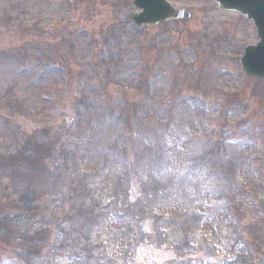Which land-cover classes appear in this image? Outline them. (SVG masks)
<instances>
[{
	"label": "rangeland",
	"instance_id": "1",
	"mask_svg": "<svg viewBox=\"0 0 264 264\" xmlns=\"http://www.w3.org/2000/svg\"><path fill=\"white\" fill-rule=\"evenodd\" d=\"M175 5L191 21L143 30L131 0H0V155L34 146L0 170V219L34 182L40 217L21 226H50L29 254L2 237L0 264H264V86L239 65L255 28ZM92 188L100 216L80 240L70 208ZM111 201L138 212L131 242L103 224Z\"/></svg>",
	"mask_w": 264,
	"mask_h": 264
},
{
	"label": "trees",
	"instance_id": "2",
	"mask_svg": "<svg viewBox=\"0 0 264 264\" xmlns=\"http://www.w3.org/2000/svg\"><path fill=\"white\" fill-rule=\"evenodd\" d=\"M147 67L148 65L145 66L144 71H146ZM140 85L144 86L143 84H140ZM31 141H32V138L29 137L26 140L25 144L21 148L16 150L17 152L1 154L0 155V170L6 171V167H9V166L13 167L18 161H24V164H27L25 162L27 159L25 157V154H27L28 151L32 147H34V146H31ZM40 145L41 147L39 149L41 148L45 149V152H46L44 153L45 157L42 158L41 156L37 158L36 160H34L33 164L37 163L36 166H38V169H40L37 171L39 173V175H37L38 182L39 184L43 185V189H45L44 191H46L47 189L50 190V186L45 185L46 184L45 182L49 181L50 176L54 175V173L50 171L49 167L46 165V161L49 159V157L50 158L54 157L55 151L52 145L49 146L48 148H46L48 144L44 143ZM31 187L33 188L32 189L27 188V190H22L21 192L18 193V196H19L18 200L20 199V201L18 202V200H16L14 203L15 210L18 209L17 214L14 217L7 216V217H4L3 219H0V241H2V237L4 236L13 237V240H17L18 243L25 244L26 248H23V251H22L24 254H29V248L31 247L30 246L31 243L38 244V243L44 242V240L46 239V235H47L45 230L46 228H50V226H48L47 224H43V227L35 230L32 233L31 232L32 229L28 228L29 226H26V225L21 226L26 221L30 222L31 218L32 219L34 218L36 220L40 217V209H42V207L39 205V201L41 200L42 197L39 198L40 200L38 201V194H36L37 191H40V190L39 188L35 186L34 182L31 184ZM93 191L97 192V190L92 188L91 191L85 194V196L84 195L80 196L81 200H79V198L76 199L75 197L74 204L70 208L69 214L73 215L74 220L79 222L78 228L80 231L78 234H74V235H76L77 237L79 236L80 240H82V235L84 231L87 230L86 228L87 227L92 228L91 221H93L94 219H97L100 216L97 213V206H96L98 204V200L96 199L97 195ZM90 198H91V201H89ZM143 199L146 200L148 198L143 197ZM112 200H113V197H112ZM111 204L115 205V202L111 201V203L108 204L109 208H107L104 211V214H107L106 218L102 217V221L104 222L103 223L104 225L105 223L111 224L110 230L111 231L113 230L112 232L114 233V235H110V238L115 241L122 240L124 243L131 242L132 239L134 238V235H133L134 226L132 223V217H134L135 213H138V212H132V213L127 214L126 216H119L121 218L120 219L117 216H114V214L116 213L110 209ZM151 213L147 212L149 216ZM70 215H67V216H70ZM115 217L119 220L113 219ZM65 220L67 223L69 221V218L66 217ZM102 221H99V222L101 223ZM11 222H13V225L16 224L14 229L11 228L12 227ZM121 223H124V227L116 231L113 226H118ZM38 224L39 222L34 223L35 226ZM88 232L90 233V230H88ZM80 245H82V243H80ZM175 249L177 252H180V253H183L186 250L184 247L180 248V245L175 246Z\"/></svg>",
	"mask_w": 264,
	"mask_h": 264
},
{
	"label": "water",
	"instance_id": "3",
	"mask_svg": "<svg viewBox=\"0 0 264 264\" xmlns=\"http://www.w3.org/2000/svg\"><path fill=\"white\" fill-rule=\"evenodd\" d=\"M218 4V10L239 13L247 21H252L256 27L259 43L248 46L240 65L247 78L264 80V0H213ZM134 4L143 12H134L130 20L137 27H154L168 20L189 19L187 11H178L166 0H134Z\"/></svg>",
	"mask_w": 264,
	"mask_h": 264
},
{
	"label": "flooded vegetation",
	"instance_id": "4",
	"mask_svg": "<svg viewBox=\"0 0 264 264\" xmlns=\"http://www.w3.org/2000/svg\"><path fill=\"white\" fill-rule=\"evenodd\" d=\"M167 1H169L170 3H172L173 5H175V3H176V1L177 0H167ZM203 1H205V0H203ZM176 6V5H175ZM177 7V6H176ZM177 8H179V9H184V7H177Z\"/></svg>",
	"mask_w": 264,
	"mask_h": 264
}]
</instances>
